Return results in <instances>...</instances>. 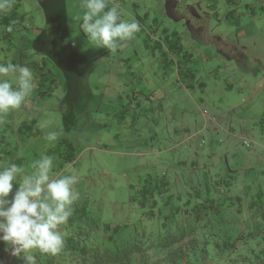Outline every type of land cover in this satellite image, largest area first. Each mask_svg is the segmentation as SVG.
<instances>
[{"label":"rangeland","instance_id":"374dc122","mask_svg":"<svg viewBox=\"0 0 264 264\" xmlns=\"http://www.w3.org/2000/svg\"><path fill=\"white\" fill-rule=\"evenodd\" d=\"M82 3L0 12V63L29 67L34 85L0 118V169L22 179L48 156L53 178L77 177L63 249L110 260L196 229L181 264H251L256 242L241 236L264 203V0H108L141 26L115 52L87 41ZM0 264L25 262L0 242Z\"/></svg>","mask_w":264,"mask_h":264},{"label":"clouds","instance_id":"9594fccd","mask_svg":"<svg viewBox=\"0 0 264 264\" xmlns=\"http://www.w3.org/2000/svg\"><path fill=\"white\" fill-rule=\"evenodd\" d=\"M11 6V0H0V12ZM82 7L80 30L97 48L115 52L120 42L131 40L141 30L134 18L126 21L116 7L109 8L108 0H83ZM33 87L29 67L0 63V118L20 109ZM58 135L50 132L47 139L55 141ZM33 168V174L22 179L18 178L22 168L14 163L0 169V242L25 264H36L34 252L52 256L62 252L65 239L59 229L72 215L76 200L73 186L77 177L53 178L51 157L43 156ZM14 184L19 187L10 200Z\"/></svg>","mask_w":264,"mask_h":264},{"label":"trees","instance_id":"16d2710c","mask_svg":"<svg viewBox=\"0 0 264 264\" xmlns=\"http://www.w3.org/2000/svg\"><path fill=\"white\" fill-rule=\"evenodd\" d=\"M248 234L241 236L244 240L255 241L257 251L252 250L253 259L251 264H264V203L255 202L250 206V217L248 218ZM196 229H189L180 233L166 234L158 242L141 248L136 245L135 249L127 250V254L121 256L120 251L115 259H105L106 252L101 255L100 249H86L75 246L70 240L69 245L61 253L49 257L43 263L37 259L36 264H181L187 257L188 244L197 246ZM243 240V241H244ZM253 243V242H252ZM229 246L234 247L230 241H225V250ZM235 249H232V251ZM188 256V254H187Z\"/></svg>","mask_w":264,"mask_h":264}]
</instances>
